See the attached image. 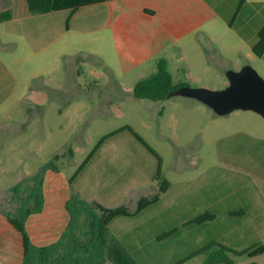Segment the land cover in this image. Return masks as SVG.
Wrapping results in <instances>:
<instances>
[{
	"label": "rangeland",
	"instance_id": "374dc122",
	"mask_svg": "<svg viewBox=\"0 0 264 264\" xmlns=\"http://www.w3.org/2000/svg\"><path fill=\"white\" fill-rule=\"evenodd\" d=\"M15 12L13 20L0 23V60L14 78L0 91L2 214L34 204L51 162L71 179L102 137L130 125L160 154L163 175L173 184L158 203L125 223L122 238L138 264H176L184 259L183 264H203L207 253H196L214 242L239 251L256 243L264 245V185L257 173L252 177L234 165L235 160L246 161L244 154L252 141L264 139V115L253 107L214 98L241 70H256L264 80V59L226 55L227 37L223 36L212 43H199L215 54L210 59L197 50L194 33L186 36L185 51L165 49L126 71L112 29L104 26L107 16L94 26L86 13L74 20L68 11L31 13L26 18ZM51 17L58 27L53 34L40 28ZM230 38L235 43L237 36ZM230 49L245 54L248 47ZM162 58L170 60L174 80L189 86L163 100L136 98L134 85L154 72ZM70 147L73 157L68 155ZM56 153L65 156L54 160ZM97 153L85 175L93 181L118 173L126 186L118 204L133 209L141 196L158 189L144 187L141 181L155 172L158 184L159 160L129 130L106 139ZM119 154L123 155L121 165L105 166L110 156L115 155L117 161ZM140 168H144L142 178L138 177ZM89 190L107 200L102 182ZM206 212L214 213L215 219L194 222ZM89 214L90 207L78 209L79 227ZM78 233L81 241L91 236L89 230L88 236ZM101 252L94 249L91 264L103 262ZM87 255L78 254L76 264H85ZM229 255L234 261L231 264L246 260L245 256Z\"/></svg>",
	"mask_w": 264,
	"mask_h": 264
},
{
	"label": "crops",
	"instance_id": "0c3cea01",
	"mask_svg": "<svg viewBox=\"0 0 264 264\" xmlns=\"http://www.w3.org/2000/svg\"><path fill=\"white\" fill-rule=\"evenodd\" d=\"M0 9L12 10L13 18L11 20L15 18V11L20 13L23 18L29 17L31 14L25 0H0ZM62 11L70 12L71 19L74 20L80 19L81 13H86L87 18L93 22L94 26L99 18L107 16L108 19L104 26L112 29L119 59L126 71L146 63L165 49L175 52L185 51L186 36L194 33H197L199 40V42L197 39L194 41L197 50L208 54L210 59L215 57V54L211 55V49L204 50L200 44L203 42L212 43L221 36L227 37L224 41L226 42V55L245 56V60L264 59V52L262 56H258L254 51V47L260 40L259 32L264 28V0H109L82 6L75 11L71 9ZM49 20L51 21L44 22V26L41 24L40 28H44V31L47 30L52 34L56 33L58 30L56 20L52 17ZM233 34L237 36L235 43L230 38ZM239 46L248 47L245 54L237 49H230V47L239 48ZM233 51L234 53H232ZM247 71L245 69L238 72L231 84L217 93H222L232 87L235 78ZM252 71H255L261 78L256 70ZM9 75L11 74L0 60V91L9 87L14 80ZM262 114L264 115V113ZM258 140L252 141L253 145L248 147L244 154L246 161H239L241 163L239 164L238 160H235V163L238 164L234 163V165L238 170L251 173L252 177H255L257 173L258 180L264 185V139L260 143ZM231 155L234 156L235 153L232 152ZM97 156L98 153L94 155L73 184L70 183V177L63 173L60 166L57 171L46 169L42 177V210L27 217L26 230L35 246L47 247L55 244L54 258L56 260L66 262L65 260L68 258L71 262L77 258L78 254H89L94 250L91 241H80L79 239V231L88 236L87 231H91V228L87 216L83 217L80 227L77 216L74 218L71 216L67 203L72 195L76 194L80 201L86 203L98 201L108 207H115L121 203V200H117L123 195L126 186L118 178V173H114L111 177L105 176L104 180L96 177L93 181L89 179L90 175H85L93 166ZM122 157L123 155L119 154L117 156L119 159L115 161L116 156L112 155L110 156L111 160H107L104 164L108 168L113 165L114 167L121 165ZM142 165L144 164L142 163ZM143 169H139L141 174L138 177L142 178L141 170ZM154 176L155 172L148 175V179H151L150 177L152 179L142 180L141 182L144 183L142 186H149L150 189L151 187L157 188L158 184L155 182ZM100 182H102L103 188L108 191L107 200L100 199L89 190L92 189V184H100ZM74 186H77V191ZM172 187L171 182L170 188L163 196L167 195ZM142 213L134 217L115 218L108 225L109 231L127 247L122 238V231L126 227L125 223H128L129 218H137ZM242 214L247 215L248 212L243 211ZM129 225L132 226V224ZM91 236L87 238L90 239ZM134 238H137L136 231Z\"/></svg>",
	"mask_w": 264,
	"mask_h": 264
},
{
	"label": "trees",
	"instance_id": "16d2710c",
	"mask_svg": "<svg viewBox=\"0 0 264 264\" xmlns=\"http://www.w3.org/2000/svg\"><path fill=\"white\" fill-rule=\"evenodd\" d=\"M105 1L109 0H25L28 10L32 14L48 13L67 9L75 11L82 6ZM12 18V10L0 9V23L9 21ZM259 36L260 40L254 47V51L258 56H262L264 52V28L260 30ZM78 74H82L81 69L78 70ZM187 86L189 85L185 82H176L174 80L173 75L168 68L167 59L162 58L157 62L156 70L154 72L136 82L133 93L136 98H147L157 101L163 100ZM122 130H129L132 132L134 136L158 158L159 165L155 177V179L158 181V189L151 194L141 196L138 199L135 208L133 209L125 204L115 207H108L98 201L86 203L84 201L78 200L75 195L71 196L67 203V208L73 218L77 216V211L80 207L91 208V214H89L88 219L92 236L88 240L89 242H92L94 249H99L102 251L101 255L103 256V262L99 264H138L124 244L109 231L108 225L117 217L137 216L146 208L158 203L162 194L165 193L171 185V182L163 175L162 158L160 154L130 125H126L102 137L88 157L75 171L70 179V182L76 180L77 177L83 172L89 161L92 159L104 141ZM68 155L73 157L74 150L72 147L68 149ZM62 156H65V153H56L53 159L58 160ZM46 169L57 171L59 166L54 162H51L46 167ZM34 199V204L32 206L24 205L23 207H20L16 211L10 213L6 212L2 214L0 212V264H48L49 261L55 260L54 251L56 245L53 244L47 247L35 246L26 230L27 217L32 213H37L42 210L43 196L41 190L39 194L34 196ZM92 208L96 210L97 213L94 212ZM215 217L216 215L214 213L206 212L196 217L194 222L204 223L206 221L215 219ZM176 231H174V233ZM172 233L173 232L168 233L167 235ZM94 236L95 239L93 238ZM214 247H217V249L212 250ZM263 251L264 245L261 243H256L251 247L239 251L223 243L214 242L205 246L196 254L207 253L203 264H231L234 261L229 254L245 256V259H247ZM93 254L94 250L88 255L85 254L87 256L84 257L83 262H85V264L87 262L91 264V256ZM65 261L66 262L59 261L57 264H76L78 262V257L71 262L68 258H66ZM184 262H186V259L179 261L176 264H183Z\"/></svg>",
	"mask_w": 264,
	"mask_h": 264
},
{
	"label": "water",
	"instance_id": "95a60500",
	"mask_svg": "<svg viewBox=\"0 0 264 264\" xmlns=\"http://www.w3.org/2000/svg\"><path fill=\"white\" fill-rule=\"evenodd\" d=\"M214 98L222 103L246 105L264 113V81L255 71L248 70L235 78L234 85ZM241 264H264V251L247 258Z\"/></svg>",
	"mask_w": 264,
	"mask_h": 264
}]
</instances>
